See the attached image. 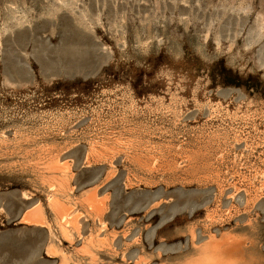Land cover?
<instances>
[{
    "label": "rangeland",
    "instance_id": "374dc122",
    "mask_svg": "<svg viewBox=\"0 0 264 264\" xmlns=\"http://www.w3.org/2000/svg\"><path fill=\"white\" fill-rule=\"evenodd\" d=\"M0 264H264V0H0Z\"/></svg>",
    "mask_w": 264,
    "mask_h": 264
},
{
    "label": "bare ground",
    "instance_id": "6f19581e",
    "mask_svg": "<svg viewBox=\"0 0 264 264\" xmlns=\"http://www.w3.org/2000/svg\"><path fill=\"white\" fill-rule=\"evenodd\" d=\"M66 5H68V4H66ZM22 21V20H21ZM21 21H20V23H21ZM28 22V21H27ZM17 24H19V21H18V23ZM18 26V25H17ZM20 26V25H19ZM52 166H53V164H52ZM59 167V166H58ZM62 171V170H61ZM60 171V172H61ZM52 172V171H51ZM59 172V171H58ZM60 175V174H59ZM58 180V179H57ZM62 182V181H61ZM55 184V183H54ZM53 189V188H52ZM70 193V192H69ZM62 194V193H61ZM65 194V193H64ZM93 197V196H92ZM73 198V197H72ZM91 198V197H90ZM93 199V198H92ZM56 200V199H55ZM54 202V201H53ZM55 204V206H56V204H58L57 206L58 207H60V209H58V211H57V213H61L60 215H61V219H62V221L63 222H65V221H67V220H69V218L71 217H69V215L70 214H68L67 213V211H69V209H67V208H70V207H64V206H62V205H59V203L58 202H56V203H54ZM61 204V203H60ZM53 206V205H52ZM91 206V205H90ZM55 208V207H54ZM57 208V207H56ZM60 210V211H59ZM58 214V215H59ZM73 218V217H72ZM60 219V220H61ZM75 219V218H74ZM73 219V220H74ZM70 220H71V218H70ZM73 220H71V221H73ZM76 220V219H75ZM22 221V220H21ZM43 221H44V216H43V213H42V211H41V208L40 207H37V208H33V209H30V210H28L25 214H24V217H23V222L25 223V224H27V225H29V226H37V227H42L43 225ZM77 221H75V223H76ZM73 224H74V222H73ZM72 224V225H73ZM76 225V224H75ZM45 226V225H44ZM43 226V227H44ZM74 226V225H73ZM77 226V225H76ZM46 227V226H45ZM73 228V227H72ZM76 228V227H75ZM64 230H65V228H64ZM63 230V231H64ZM65 232V231H64ZM52 233V232H51ZM65 234V233H64ZM52 237V236H51ZM51 247V246H50ZM56 249V248H55ZM57 250V249H56ZM52 252V251H51ZM209 258H210V256H207V258H206V262L207 261H209ZM216 259H213L212 260V262L213 261H215ZM208 263H210V261L208 262Z\"/></svg>",
    "mask_w": 264,
    "mask_h": 264
}]
</instances>
